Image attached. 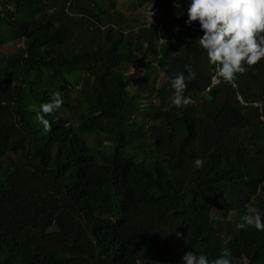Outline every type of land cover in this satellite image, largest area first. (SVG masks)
<instances>
[{
	"label": "trees",
	"instance_id": "16d2710c",
	"mask_svg": "<svg viewBox=\"0 0 264 264\" xmlns=\"http://www.w3.org/2000/svg\"><path fill=\"white\" fill-rule=\"evenodd\" d=\"M187 4L0 0V264H179L225 248L264 264V231L236 227L252 208L264 219V60L213 83Z\"/></svg>",
	"mask_w": 264,
	"mask_h": 264
},
{
	"label": "clouds",
	"instance_id": "9594fccd",
	"mask_svg": "<svg viewBox=\"0 0 264 264\" xmlns=\"http://www.w3.org/2000/svg\"><path fill=\"white\" fill-rule=\"evenodd\" d=\"M195 22L202 33L196 38L197 45L203 50L207 63L214 67L211 77L216 82H234L238 74L264 60V0H188L186 8V25ZM188 79L195 73L188 65ZM172 92L171 105L176 108L186 107L190 97L184 95L186 88L183 72L176 73L169 79ZM47 103L40 105L37 120L44 131L51 129V123L46 116L60 109L64 99L60 92H51ZM195 168L203 166V161L196 158ZM238 229L254 227L264 231V219L258 209H249L240 216L236 224ZM229 249H221L220 254L209 259L204 254L194 250L186 251L179 264H231Z\"/></svg>",
	"mask_w": 264,
	"mask_h": 264
},
{
	"label": "rangeland",
	"instance_id": "374dc122",
	"mask_svg": "<svg viewBox=\"0 0 264 264\" xmlns=\"http://www.w3.org/2000/svg\"><path fill=\"white\" fill-rule=\"evenodd\" d=\"M147 9L145 10V13H143V15L149 16V14H150L148 12L149 9L148 10ZM20 46H23L22 42L8 43L7 45H5L3 47V50H4L5 53H10V52L16 50ZM124 71H127V73H129V74H135V73H137V71H139V69L134 68V67H132V65L127 64L124 67ZM159 77H160V79H162V75H160ZM74 87H77V85H75ZM76 95H77L76 90H73L72 93H71V98L75 97ZM64 114L66 115V117H67V119H68V121H69V123L71 125H75L76 124L77 119H78V114L76 112H74V113L65 112ZM85 140H86V142L89 145L95 146L97 144V138L93 134L86 135L85 136ZM105 145L107 146V142L105 143Z\"/></svg>",
	"mask_w": 264,
	"mask_h": 264
},
{
	"label": "built area",
	"instance_id": "2783aa9c",
	"mask_svg": "<svg viewBox=\"0 0 264 264\" xmlns=\"http://www.w3.org/2000/svg\"><path fill=\"white\" fill-rule=\"evenodd\" d=\"M213 83H216V81H213Z\"/></svg>",
	"mask_w": 264,
	"mask_h": 264
}]
</instances>
